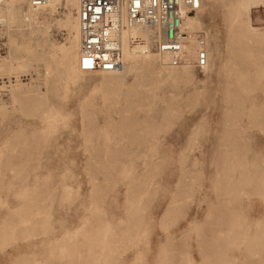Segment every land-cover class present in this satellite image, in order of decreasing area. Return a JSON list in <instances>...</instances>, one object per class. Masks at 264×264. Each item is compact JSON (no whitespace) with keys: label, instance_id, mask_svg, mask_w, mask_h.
<instances>
[{"label":"rangeland","instance_id":"374dc122","mask_svg":"<svg viewBox=\"0 0 264 264\" xmlns=\"http://www.w3.org/2000/svg\"><path fill=\"white\" fill-rule=\"evenodd\" d=\"M251 1L241 18L264 32V0ZM236 2L201 0L192 15L207 41L210 72L191 68L189 84H160L134 99L142 108L139 127L153 139L126 134L121 106L106 111L110 77L81 73L70 81L56 69L46 71L49 54L59 53L53 45L65 38L56 25L63 6L44 23L0 17V225L13 223L0 232V264H101L105 241L114 234L126 235L125 245L105 264H155L159 249L171 244L192 264H208L202 256L209 253L213 264L229 255L233 264L241 262L243 241L201 253L195 237L221 218L216 209L227 199L220 187L231 183L228 178L245 192L236 209L251 230L264 223V116L258 114L264 111V40L248 44L229 37ZM229 54L238 57L244 83L226 93ZM116 77L120 96L136 81L130 70ZM106 93L112 104L117 97L109 88ZM10 155L11 164L22 162L17 171L4 163ZM246 169L253 180L238 182ZM147 175L152 178L143 196L128 198L129 187ZM130 206L139 223L128 220ZM19 217L29 224L22 226ZM134 226L133 239L128 234Z\"/></svg>","mask_w":264,"mask_h":264},{"label":"bare ground","instance_id":"6f19581e","mask_svg":"<svg viewBox=\"0 0 264 264\" xmlns=\"http://www.w3.org/2000/svg\"><path fill=\"white\" fill-rule=\"evenodd\" d=\"M251 2L254 1L237 0L234 5L235 7L229 12L230 30L228 31L230 34L229 37H231L232 40H235V38H237L248 44L254 41L258 42L264 40V32L252 28L248 20L244 21L241 18L242 13L247 11V9L250 7ZM17 4L25 6L26 9H22L21 7H19L20 5L17 7ZM59 6L64 7V12L62 14V17L56 20V25L65 32V38L60 44H52L54 49L59 53L57 54L53 52L49 54L45 68L46 71H49L50 69H56L60 74L66 75L70 81L76 80L81 73H98L103 77H110L108 81V85L110 86H107V88L104 89L103 95L104 108L106 109V111L108 112L112 109V107L118 108L121 106L124 110V119L120 121L121 123H123V127L126 128V134L134 136L133 138H136L140 135L151 137L149 134L150 132L148 133L149 130H147V128H144L142 130L139 127L140 123L137 120V117L139 115V111H142V108L140 104H136L134 102V99H140L141 97L144 99V95L150 93L153 88H156L160 84H189L191 82L192 67L188 65L180 68L170 66L168 63L169 56L158 55L154 51H152L151 47L153 45V32L147 28L138 26L128 29L125 24L124 14H122L120 44L121 55L124 62L123 69L118 72H82L78 67L81 49V38L77 19L79 0H47L46 4L43 7L36 9L30 8L20 1L13 0L0 4V17L10 23L21 17L23 21L27 23V25H31L32 23L38 21L44 23V21L47 20L48 17L56 12L57 7ZM73 11H75L74 14ZM198 26L199 24L195 17H186L184 21V27L188 32L197 31V29H199ZM137 38L143 41L142 49L132 44V39ZM206 44L207 41L205 37L203 39V43L192 38L185 49L186 57L191 60L195 58L197 50L203 49L206 51L207 65L202 69L204 73L210 72L211 69L210 54H208ZM242 50L244 53H246L247 51L246 49ZM241 58L243 59L244 56H242ZM238 60V57H236V55L234 54H229L227 56L225 62L226 69L224 72V78L226 79V93L238 91L237 89L232 88L234 84L239 82L244 83L243 77H238L242 76L237 72V67L240 66V64H238ZM72 61L76 62V68L74 69V71L72 67ZM157 61L159 64V71L155 69ZM31 65L32 60H29L27 61V63H25V66L30 67ZM127 70H130L132 73L136 74V81L132 85L127 87V90L123 94V96H120L122 82L121 79L116 76L126 72ZM0 84L2 85L4 83L2 82ZM108 88L109 90H111V94L114 96V98L117 97L112 104L110 103L108 94L106 93ZM118 98L122 99V102H120ZM227 100L231 101V97L227 98L226 101ZM258 114L264 116V111L261 110V112H259ZM168 115L170 116V114L166 112V116ZM151 138L153 139L154 137ZM151 140L149 142H151ZM130 144L139 145L141 143L130 141ZM149 150L150 152H152V155L150 156V165H154V146H150ZM11 156L12 155H10V157L7 158L4 163H10L9 165L13 168V170L17 171L19 165H21L22 162L20 163L19 161L17 164H11V161L13 159ZM2 161L3 158H0V163ZM144 177L145 176H140L137 179V182L135 181V183H133L132 186L129 187V195L127 196L128 198H140L143 196L142 188L148 189L150 187L149 183L152 177L149 175H147L145 178ZM14 178H18L17 173ZM239 179L240 180L238 182L240 183L243 182V180H245V182H249L250 180H253V176L250 173V170L246 169L245 171H242ZM228 181L231 183L228 182L229 184L220 187V192L223 193V196L227 197V199L222 198L223 200L221 199L218 201L219 205L216 210L217 213L221 215V218L216 219L214 217V219L210 223L205 224V229H203L202 232H198L197 236H195L197 238L198 251L202 253L206 248L209 250L210 245L221 246L227 245L236 240H241L244 242V246L241 262L239 264H264V223L256 222L254 225V230H251V226L248 221L242 216L241 213H238L237 210V206L241 204V196L245 192L239 189V185L235 186L236 183L233 184V181L230 178H228ZM223 196L222 194H220L219 198ZM24 201L25 203H29L31 201L30 196H27ZM128 210V220L130 222L139 223V221H137L136 219V216L134 215L135 213H133L134 210L131 206L130 208H128ZM231 211L234 212V214H232L233 216L230 215ZM19 212L21 215L25 214V208L21 207V211ZM18 219L20 220L19 223L22 226L28 225L30 222V219L22 217H19ZM12 227V221H10L9 219H5V221H3L0 225V232L2 231V229L8 230ZM135 229L136 227L134 226V231L129 233L128 237H134ZM125 241L126 235L123 234L117 236L114 234L113 237L107 239L105 241L106 253L101 264H105L110 256H113L123 250ZM202 258L205 262H208V264H213V262L216 260V258L211 253H209L208 255L206 254V256L203 255ZM234 258V255H229L225 263L222 264H233L232 259ZM220 261H218V264H221ZM154 263L192 264L186 252L182 251V249H179L173 244L167 246L164 245L162 248H160L158 256L155 259Z\"/></svg>","mask_w":264,"mask_h":264},{"label":"built area","instance_id":"2783aa9c","mask_svg":"<svg viewBox=\"0 0 264 264\" xmlns=\"http://www.w3.org/2000/svg\"><path fill=\"white\" fill-rule=\"evenodd\" d=\"M13 0H0V4ZM30 8H41L47 0H16ZM201 0H79L77 19L81 38L78 67L82 72H118L124 67L121 55V17L128 29L144 27L152 31L151 47L158 55L169 56L175 68L190 66L202 71L207 65V53L197 50L188 59L185 49L193 38L203 43L204 33L188 32L184 27L187 16L197 13ZM143 48V41L132 39Z\"/></svg>","mask_w":264,"mask_h":264}]
</instances>
